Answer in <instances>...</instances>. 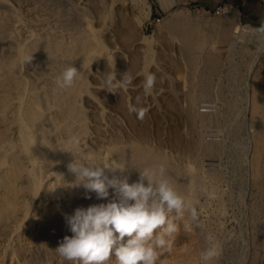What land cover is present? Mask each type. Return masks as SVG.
I'll return each mask as SVG.
<instances>
[{"label": "rangeland", "instance_id": "rangeland-1", "mask_svg": "<svg viewBox=\"0 0 264 264\" xmlns=\"http://www.w3.org/2000/svg\"><path fill=\"white\" fill-rule=\"evenodd\" d=\"M69 64L74 83L58 89ZM112 68L132 83L108 91ZM69 146L129 182L141 162L163 164L196 203L200 226L181 227L157 264H199L209 233L220 248L209 264H264V0H0V264H73L55 251L71 235L64 214L116 198H86Z\"/></svg>", "mask_w": 264, "mask_h": 264}, {"label": "clouds", "instance_id": "clouds-1", "mask_svg": "<svg viewBox=\"0 0 264 264\" xmlns=\"http://www.w3.org/2000/svg\"><path fill=\"white\" fill-rule=\"evenodd\" d=\"M30 59L31 55L26 56L24 62ZM78 71L73 64L64 67L55 76L57 88L72 86ZM101 79L104 88L116 92L127 88L134 76L125 71L117 78L112 68ZM155 81L153 72L143 73L142 88L146 95L152 94ZM128 111L142 117L145 109L130 104ZM62 150L72 153L73 159L67 164V169L75 176L74 184L86 190V198L93 192L98 199L106 198L110 188L116 196L106 202L77 206L70 214H64L71 235L65 234L55 251L65 260L73 264H105L110 256H114L116 264H157L160 255L171 253L181 227L184 232L192 233L200 226L196 203L177 190L165 175L163 164L142 168L139 178L129 182L127 176L105 175L104 167L109 165L98 166L93 156L79 151L74 153L71 146ZM117 167L123 169L122 165L114 164L111 170ZM203 191L210 199H215L214 191ZM156 229L159 231L154 232ZM205 239L208 243L199 252V264H209L220 255L214 236L209 233Z\"/></svg>", "mask_w": 264, "mask_h": 264}, {"label": "bare ground", "instance_id": "bare-ground-1", "mask_svg": "<svg viewBox=\"0 0 264 264\" xmlns=\"http://www.w3.org/2000/svg\"><path fill=\"white\" fill-rule=\"evenodd\" d=\"M228 12L226 14H228ZM240 29H241V27H240L239 23H237L236 32H238ZM12 64L13 63H11L10 66H12ZM22 104L24 105L23 102H22ZM38 118L39 117H37L35 115V113L33 112L31 105H29V107H27L26 110L23 113H21L20 122H19V130H20V133L22 135L24 144L26 146L31 141L32 129L36 125V122H37ZM157 165H159V163H157V162L143 161V162H141V169L144 168V167H155ZM165 175L167 176V178L170 181L175 177L170 171H167V170L165 171ZM1 215H2V212L0 211V216ZM179 242L180 241H178L177 244H179ZM177 244L173 245V246L178 247Z\"/></svg>", "mask_w": 264, "mask_h": 264}, {"label": "crops", "instance_id": "crops-1", "mask_svg": "<svg viewBox=\"0 0 264 264\" xmlns=\"http://www.w3.org/2000/svg\"><path fill=\"white\" fill-rule=\"evenodd\" d=\"M196 1H198L201 4L202 1H206V0H196ZM215 1L237 2V1H240V0H215Z\"/></svg>", "mask_w": 264, "mask_h": 264}]
</instances>
